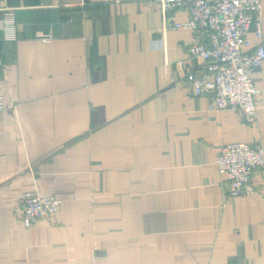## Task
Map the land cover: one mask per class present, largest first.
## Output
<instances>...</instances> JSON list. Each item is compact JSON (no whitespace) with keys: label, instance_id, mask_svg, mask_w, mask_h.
Here are the masks:
<instances>
[{"label":"crops","instance_id":"0c3cea01","mask_svg":"<svg viewBox=\"0 0 264 264\" xmlns=\"http://www.w3.org/2000/svg\"><path fill=\"white\" fill-rule=\"evenodd\" d=\"M5 2L0 264H264V174L232 197L216 161L227 143L264 145V63L246 122L181 81L180 59L198 64L191 30L173 26L186 10ZM28 190L62 199L59 212L26 227Z\"/></svg>","mask_w":264,"mask_h":264},{"label":"built area","instance_id":"2783aa9c","mask_svg":"<svg viewBox=\"0 0 264 264\" xmlns=\"http://www.w3.org/2000/svg\"><path fill=\"white\" fill-rule=\"evenodd\" d=\"M1 0L7 18L15 20L14 9ZM126 0H85L87 3H122ZM141 1V0H140ZM158 7L183 9L189 13L186 20L173 26L191 30V46L187 59H198L195 67L180 59L181 81L194 95L211 97L210 108L237 110L243 119L257 117L256 97L260 93L256 79L264 63V30L261 0H151ZM255 37L251 39L249 33ZM38 37L48 41L49 34ZM6 102L0 95V114ZM219 171L228 179V195H250L256 190L253 171L264 174V145L233 141L223 145L216 157ZM62 204L54 194L40 195L32 190L24 192L17 213L26 227L42 218L56 215Z\"/></svg>","mask_w":264,"mask_h":264}]
</instances>
